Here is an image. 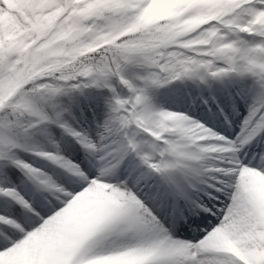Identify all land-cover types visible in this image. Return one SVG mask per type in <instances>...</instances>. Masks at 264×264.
Masks as SVG:
<instances>
[{
  "label": "snow or ice",
  "instance_id": "obj_1",
  "mask_svg": "<svg viewBox=\"0 0 264 264\" xmlns=\"http://www.w3.org/2000/svg\"><path fill=\"white\" fill-rule=\"evenodd\" d=\"M0 264H264V0H0Z\"/></svg>",
  "mask_w": 264,
  "mask_h": 264
}]
</instances>
